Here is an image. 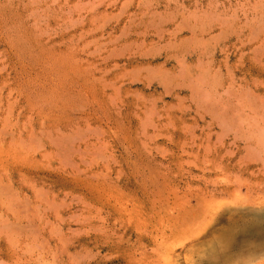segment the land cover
Listing matches in <instances>:
<instances>
[{"label": "rangeland", "instance_id": "obj_1", "mask_svg": "<svg viewBox=\"0 0 264 264\" xmlns=\"http://www.w3.org/2000/svg\"><path fill=\"white\" fill-rule=\"evenodd\" d=\"M0 264H264V0H0Z\"/></svg>", "mask_w": 264, "mask_h": 264}]
</instances>
